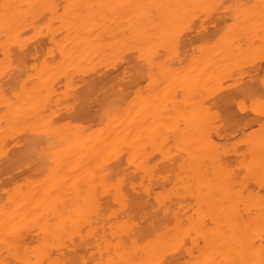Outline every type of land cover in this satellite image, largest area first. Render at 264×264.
Returning a JSON list of instances; mask_svg holds the SVG:
<instances>
[{
  "label": "bare ground",
  "instance_id": "bare-ground-1",
  "mask_svg": "<svg viewBox=\"0 0 264 264\" xmlns=\"http://www.w3.org/2000/svg\"><path fill=\"white\" fill-rule=\"evenodd\" d=\"M210 2L0 0V45L10 47L9 60L16 65L0 77V264H104L121 258L128 264H147L150 259L156 264L264 261V163L259 143L250 167L238 153L214 161L195 119L198 102L205 108L208 100L216 103L215 90L224 87L223 80L239 76L258 85L264 77V61L257 60L264 52V0H235L252 7L241 11L218 43L203 50L191 42L201 26L214 36L232 25V15L219 13L209 23L202 18L191 39L186 36L182 42L180 56L170 59H165L163 46L183 10L146 7ZM29 26L47 35L21 53L12 42L16 32ZM49 49L53 54L43 74L23 85L26 66L33 57L43 62ZM153 51L159 58L152 65L155 70L146 72L144 56ZM161 63L167 71L158 70ZM24 87L28 91L19 94ZM84 97L88 109L78 103ZM66 99L73 102L70 113L62 110L60 101ZM89 109L91 114L84 115ZM57 111L71 126L49 120ZM177 136L191 162L186 175L195 191L180 194L172 204L181 220L176 247H168L170 238L160 236L165 226L174 228L173 216L163 221L141 218L131 234H114L112 223L102 215L92 221L81 217L84 206L71 187L80 177L105 161L109 168L120 169L130 147L151 151L165 140L175 143ZM43 143L49 148L39 147ZM42 152L47 155L42 157ZM218 165L231 175L218 176ZM69 176L70 184L64 183Z\"/></svg>",
  "mask_w": 264,
  "mask_h": 264
},
{
  "label": "snow or ice",
  "instance_id": "snow-or-ice-1",
  "mask_svg": "<svg viewBox=\"0 0 264 264\" xmlns=\"http://www.w3.org/2000/svg\"><path fill=\"white\" fill-rule=\"evenodd\" d=\"M40 7L47 10L51 6L41 5ZM146 7L183 10L178 22L169 30L167 43L163 46L167 53L165 59H170L180 56L182 42L186 36L191 39L190 33L195 31L194 25L201 18L208 19L219 13L232 15V25L224 27L214 36L203 31L201 26L200 34L191 39V42L194 47L199 45L203 50L218 43L235 25L241 11L252 6L236 3L235 0H212L210 3L196 5L169 4ZM67 8L68 6L65 5L66 10ZM6 28L9 32L12 31L10 24H7ZM46 35L42 28L29 26L24 31L16 32L12 43L18 51L24 53L33 41ZM9 54L10 47L0 45V77L7 76L11 71L16 70L15 63L9 60ZM52 54V49H49L43 62H37L35 57L32 58L21 77L23 85L32 83L34 77L43 74L46 61ZM158 58L155 51L144 56L146 72L155 70L152 65ZM261 59L264 60V52L261 53ZM157 67L160 71L168 70L163 63ZM222 83L224 87L215 90L214 105L211 100H208L206 101L208 107H203L200 102L196 106L197 129L205 150L214 161L220 159L221 155L243 154L244 162L250 167L249 158L254 156L258 142L259 155L264 163V77L258 85L247 84L239 76L223 80ZM27 91L28 89L24 87L19 94L23 95ZM60 103L64 105L63 111L70 113L74 110L71 100H62ZM78 103L85 109L89 108L87 97L82 98ZM105 111L107 114L108 109L106 108ZM90 114V109L84 113L86 116ZM49 120L52 123L65 121V126H71L60 111L52 113ZM39 147L48 149L49 145L43 143ZM46 155V152L41 153L42 157ZM190 163L182 149V138L179 136L176 137L175 143L173 139H168L160 142L158 146L154 144L151 151L146 146L135 151L130 147L128 159L120 169L109 168L106 161L97 163L85 176L79 178L77 184L71 185L78 191L84 206L81 217L85 221H92L102 215L112 223L114 234H131L141 218L147 219L148 216H154L163 221L168 216H173L175 217L174 228L165 226L160 236L166 235L170 238L168 247H176L181 236V220L172 210V204L177 201L180 194L187 196L195 191L190 175H186ZM245 163H242L240 167H245ZM75 171L78 172L79 169ZM217 173L218 176L231 175V171L221 165L217 166ZM70 181L71 176L66 177L64 183L70 184ZM261 187L264 188V183ZM19 264H33V262L20 261ZM34 264H41V262L36 261ZM43 264H63V261L45 260ZM104 264H128V261L121 258L104 262ZM147 264H156V261L150 259ZM261 264H264V261H261Z\"/></svg>",
  "mask_w": 264,
  "mask_h": 264
},
{
  "label": "rangeland",
  "instance_id": "rangeland-1",
  "mask_svg": "<svg viewBox=\"0 0 264 264\" xmlns=\"http://www.w3.org/2000/svg\"><path fill=\"white\" fill-rule=\"evenodd\" d=\"M209 18H210V17H209ZM209 18H208V23H209V21L211 20V19H209ZM201 19H202V18H201ZM201 19H200V20H201ZM206 20H207V19H206ZM198 22H200V21H198ZM203 23H204V22H203ZM206 24H207V23H205V25H206ZM259 53H260V52H259ZM257 54H258V53H257ZM253 57H255V55H254ZM257 57H258V56H256V58H257ZM260 57H261V55H259V57H258L257 60H260V61H261V64H262V62H263L264 60L262 61V59H260ZM257 60L255 59V62H254V63H255V65L258 67V66H260V64H259L260 61H257ZM257 62H258V63H257ZM255 65H254V66H255Z\"/></svg>",
  "mask_w": 264,
  "mask_h": 264
}]
</instances>
